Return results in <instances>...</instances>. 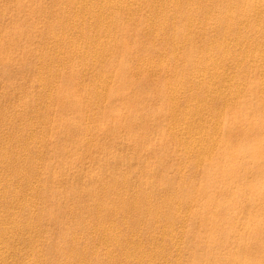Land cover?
Wrapping results in <instances>:
<instances>
[{
  "label": "rangeland",
  "instance_id": "obj_1",
  "mask_svg": "<svg viewBox=\"0 0 264 264\" xmlns=\"http://www.w3.org/2000/svg\"><path fill=\"white\" fill-rule=\"evenodd\" d=\"M248 1H249V3H248ZM37 2L38 3L41 2L44 6L53 5L52 0H38ZM37 2L35 3L34 0H0V31H1L0 32V94H2V95H0V99H1L0 104L2 105V106L0 105V113H1L0 114L1 115L0 120L3 119L2 120L3 122L2 121L0 122V125H1L0 131H2L0 133L4 132L3 135L2 134L0 135V149H1L0 150V156H1L0 158L2 159L0 161V194H1V196H0V203H1L0 204V232H1L0 235L3 234L2 236H4L6 234V236L8 235L7 237H10V235H11V238L12 239L14 238V240L17 237L16 238L17 242L11 241L12 243L10 242L11 243L10 245L16 246L18 244L17 247H15V246L11 247L9 244L7 245V243H3V241L2 242L0 241V249H2L3 251H7L9 254H11L10 255L11 258L13 257L11 259L12 261L10 260L9 262H7V264L8 263L9 264H25L27 258L28 259L30 258L33 260L34 256H35V259L38 258L37 260L40 261L39 264H42V262H46V264H52V263L56 264V262H57V264H67L68 256L71 254L72 250L69 249V252H68L65 249H67V247H68L67 242L71 241V239H72L73 235L70 236L72 232H73V234H74V232H76L77 237H78V244L80 245V243H81L80 246L82 248H84L86 246L90 247L89 251L87 250V254H89V252H90V254L86 255L84 261L82 262L85 264L87 262L89 263L91 261L92 262L97 261L100 257H105V256L110 255V254H112V257L114 259H117V257L119 256L118 257L119 260L117 259L118 263L119 262L123 263L126 261L125 262V264H126L127 263V259H126L127 255L124 252L125 250L122 251L116 246L117 243H120L122 240H123V242L125 241V245H127L128 249L130 248L129 249L130 253H132L134 251L132 253L134 255L135 254L136 255L138 254V256L142 255V254L144 255V253H143L144 250H145V254H149V253L151 254L150 250L152 249V256H153L152 259H153L155 254L158 253V255L156 254L155 259H153V262H152L153 264H155V263L157 264L158 262H159L158 264H160V263L161 264H165V263L166 264H174V263L175 264H192L193 262H195V264H208V259L206 258L207 254L204 252L203 246L199 245V243L197 241L198 237L194 235V234H197V232L199 231L200 223L193 218L192 213L197 209H200V210L203 209L204 201L208 199V196H211L212 192H210L208 190L206 192L202 191L199 193H197V191L190 192V190L187 187V182H189V184L196 185L197 188L202 187V182H203V178H204L203 177V174H204L203 171L207 167L208 163L202 161L199 165V163L198 164L196 163V161H197V156H195L196 154L189 156V155H186L185 153H183L186 149L184 147L187 146V144L189 143L188 142L189 138L182 139L181 142H180V140H176L174 137L171 138L172 134H174V132H172V131L176 132V130H177V129L176 130L174 129L177 127V125L180 128H182L183 126L185 127V124H184L185 122L182 123L184 121L182 119V116H183V113L185 112V110L186 109L188 110V108L191 105V104H188V101H187L188 95L195 94L196 92L199 91V89H198L199 87H196L192 83L190 84V81L188 80V78L185 79L183 77V74H182L183 71H181V70H184L185 73H191L194 71L195 67H193V65H191V66L186 68L185 66L182 65V66H179L176 71H174V69H173V70H170L169 72H166V73L160 72L161 69L159 66H156V67L154 66L155 68L152 67L150 69V71L148 69L144 68L146 62L152 61V60H153L152 62L156 63L157 65H160V64L171 65V64H173L174 66H176L174 64L175 62L173 60H167L168 57H166V58L164 57V54L169 50L168 44H161L160 42H157V37L155 36V43H154V45H152L153 36H149V35L146 36L145 35V37H144V35L143 36L139 35V33L142 34V33L148 32V30H150L149 28L152 26H155L154 31L156 32V26H158L159 22L162 21L165 18V16H163L162 14L157 15V16H156V14L153 15V12L151 11V9L148 8L147 10H139L138 14L135 15V19L137 20V23H133L130 20V18L132 16L128 15L129 13H127V14L121 13L122 16H120L118 18V19H121V21L119 20L118 22H113V18H111V15H114V14H111V12L108 11L109 16H107L106 18H107V21H109V23H107V24H110V25H108L109 29H111V31L109 33L112 34V32L114 31V33H113L114 35L112 34L110 40L112 38L114 39V37H116V38L120 39V44H117V45H113V44L110 45L109 44V45H105V47H103V46H100V44L98 45L96 41H92V39H90V34L92 36H94L93 34H95V36H98L97 37L99 39L98 42H100V41L106 42L107 40L104 41V39H108L110 37V36H106L109 34L105 33L106 30L102 29L103 27H100V28L97 27V24H96L97 21L94 20L95 18L88 16L86 19H84V22H83V19L80 18V24H82L84 29H86V31L89 32V33L87 32L88 34L86 33V31L82 32L80 30V28L82 27L81 25H80V27H77V28L75 26H72V24L67 25V27H60L59 25H56L55 27H51L50 21H56V19H55L56 15H54V14H57L58 16L59 15L61 16L63 14L65 15L66 13L70 14L71 13L70 10H67V12L65 10H52L49 14V12L45 13L42 10H39L37 12H33V10H26V8L24 9L20 6V4L25 3V4H27V6L33 5L36 7L39 5ZM258 2H264V0H258V1L254 0V2H253V0H242V4L244 6L249 5V4L250 5L256 4ZM31 3H33V4H31ZM217 10H220V8H217ZM40 11H41V13H40ZM232 11H233L232 12V18H236L238 15V12L235 10H232ZM170 12H173V11H170ZM118 13H120V12H118ZM217 13L218 12L212 13L210 15V17H216L218 15ZM169 14H168V17H170ZM151 16H152L153 20L155 21V23L152 24V26H149V24H151V23L148 21V17H151ZM158 18H159V21H158ZM261 19H262L261 24H259V23L257 24V22H256V24L252 23L248 27L245 26L241 30L242 33L240 32L241 35H239L238 32L232 33L233 39L230 41V43H231L230 50L232 52V59H227V60L223 59V58H225V56L223 54L220 55L217 48H215L211 52L209 51L207 54H201V53L200 54L199 53L194 54V56L204 57V58H205V56H206V58L209 57L211 54V56H210L211 59H209V60L217 59V60L223 61L224 65L226 64L223 68H225L226 70L222 68L220 70H217V72H216L214 69H213L214 71L211 69L210 70L211 73L210 72L209 73L212 75H217L218 73H220V71H223L224 74L229 75V81L232 82V88H230V85H226V88H225V85L222 83V81L218 82L219 85H221L218 87H222L223 90H226L228 93H230L232 95L231 105L227 106V108L223 107L224 108L223 109L222 108L223 104H222L221 100H219L218 98L216 99V97H213L212 99H210L211 101H209V109H207L204 113L205 117H206V119L204 121V125L206 126L205 128H207V127L208 128L206 129L205 133L201 132L200 135L203 134L201 136H203V137L210 136V137H213V139L218 140L219 143L215 142L214 145L213 144L211 145L213 148H211L210 150H212L213 154L217 153L218 151L224 150L226 148V146H224L223 144L226 141V139H228V137L231 135L232 136V146L230 145V147H231L230 150L233 153V155L238 157V159H235V161L232 160V167L243 166V167H246V169H249L251 171L253 169L259 170L258 168L261 166L260 164H262V162H264V135H263V137H259V138L255 137V135L252 134V132H251V129L253 127H244V129H237V130H235L232 127V132L230 133L229 130L226 129L225 126H223L221 122H220L221 125L218 124L220 126L219 127L216 124L214 118L219 116V115H220L219 118L220 117H222V119L228 118L229 120L232 121V126H235V125L243 126V124L245 123V122H243L245 117H246V119L249 120L248 124L249 123L250 124L264 123V63H263L264 62V58H263L264 57V55H263L264 54V48H263L264 47V17H262ZM81 21H82V23H81ZM87 23L88 24L90 23V24L88 25ZM145 23H146V26H145ZM94 25H95V27H94ZM127 25H130V26H127ZM91 26H93V27H91ZM49 27H51V28H49ZM130 27H131V29H130ZM246 27H247V29H246ZM43 28H44V30H43ZM94 28H96V29H94ZM61 29L65 30V31L62 30L63 34H62ZM75 30H78V31H75ZM43 31H45V32H43ZM47 31H48V33H47ZM168 31L172 32V27L170 29H168ZM203 31H202L203 33L206 32L205 30H203ZM209 31H210V33L212 32L209 35V37H211V38H215L216 35H218L220 33V32H218V31H220L219 27L218 26L216 27V25L213 28H210ZM57 32L59 33V35H62V37L65 35H67V36L70 35L71 37L70 36L69 37H70V40H72L71 41L72 43L69 40L68 41H60V43L59 42L56 43V41L53 40L52 36H53V34H57ZM91 32H93V33H91ZM96 32L98 34H96ZM102 32H104V35ZM79 33L81 36L79 35ZM213 33H214V35H213L214 37H212ZM85 34H87L86 38L84 36ZM198 36H200V35H198ZM202 36H201L202 39L199 37L197 40H199V42L203 44L202 41L205 40L206 37H204V34H202ZM78 37L80 39H78ZM81 38H82V40H81ZM84 38H85L86 42H88V43H85ZM87 39H88V41H87ZM248 39H250V40L248 41ZM76 40H77V42H76ZM40 41H41V43H40ZM122 41L127 42L131 48V53L127 58L128 60L122 58V46H123L121 44ZM85 44H86L87 48L84 47ZM94 44H95V46H93ZM138 45H140V46H138ZM150 45L153 47H156L155 51H150L147 48ZM102 47H103L104 51L102 50ZM141 47H143V48L140 49ZM62 49L64 50V53H63ZM81 49L84 50L83 54H81L82 52L81 53L79 52ZM51 50L52 51L54 50L53 53ZM60 50H61V52H60ZM92 50L97 51V52L95 51L96 52V54H95L96 58L94 55L95 52ZM144 50H146V51L144 52ZM72 51L73 52L75 51V52L73 53ZM98 51H100V52H98ZM101 51H103L104 53ZM159 52L161 54L163 52L162 56H161V54H159ZM102 53H103V55H102L103 57L101 56ZM40 54H41V56H40ZM261 54L263 55L262 58H261V56H262ZM158 55H159V57H158ZM98 56L100 58H98ZM36 57H37V60H36ZM69 57L71 60L69 59ZM129 57H130V59H129ZM77 58H80V59H77ZM238 58H239V61H238ZM93 59H95L94 62H93ZM155 59H156V62H155ZM160 59H161V63H160V61H158ZM100 60L103 62H101ZM229 60H231V61H229ZM38 61L40 63H38ZM43 61L44 62L48 61L47 65H44ZM50 61H52V62H50ZM124 61H127L129 63V65H131L130 66V68H131L130 77L128 76V74H127V76H122L120 73L121 72L120 67ZM142 61H143V63H142ZM210 62L212 63V61H210ZM49 63H52L50 67H49V65H50ZM228 63H230V64H228ZM94 67H95V69H94ZM82 68H83V70H81ZM185 68L187 70H185ZM39 69H40V71H39ZM44 70H45V72H44ZM154 70H155V73H154ZM91 71H93V72H91ZM65 73H66V75H64ZM81 73H82V75H81ZM90 73H91V75H90ZM100 73L102 74V77H101ZM39 74H41L42 76ZM99 74H100V76H99ZM106 74L107 75L110 74L111 78L108 77ZM111 74H112V76H111ZM64 76L71 79V81L74 83L75 89L77 90L78 94H76V95L78 98H80V100L82 102V106L78 109L74 108V104L72 103L71 99H69V98H68L69 100H67L63 103H57V100L55 99L54 93L57 92V90L62 87V81L65 79ZM95 76L99 77L98 78L99 80L97 78H95ZM37 77H39V78H37ZM180 77H181V79L179 80ZM46 78H47V80H46ZM100 78L102 81L100 80ZM39 79H40V82H39ZM96 79L99 81V83L96 81ZM42 81H44V83H42ZM169 81H171V82H169ZM236 81H238V82H236ZM27 82H28V84H27ZM38 82H39V84H38ZM49 82L51 84H48ZM185 82H186V84H185ZM40 83H41V85H40ZM106 84L108 85V87H107V89H104V88H106L105 86H107ZM166 84H171L170 89L172 91L171 90L169 91L168 86L166 87L165 91L167 92L168 95L171 93V94H173L172 96L176 97L178 105H181V106L183 105V107H185V108H186V106H185L186 104H187V106L189 105V107H187L186 109L185 108L181 109L182 112L180 110L177 111L173 107L172 110L175 109L174 111L176 112V115H177L176 118L177 119L174 118L173 116H171L172 110H171V112H169L171 115L168 113H161V110L163 109V107H165L166 104L164 103L162 96L156 95V91L160 87L165 88ZM34 85H35V87H33ZM42 85H43V87H42ZM102 85H104V88L101 87ZM189 85H191L190 86L191 88L187 89L189 87ZM49 86H51V89ZM88 86H89V88H88ZM99 87H100L101 92H100L99 96H95L96 95V94H94V92L96 91L95 88L99 89ZM173 87H175L177 90L173 89ZM235 87H237V88H235ZM141 88L144 89L146 92H148L146 97H143L139 94L138 89L141 90ZM35 89L36 90L38 89L37 93H36ZM39 89L42 91L40 92ZM195 89H196V91H195ZM236 89H238V90H236ZM21 90H23V91H21ZM88 91L90 93L87 94ZM47 92H49V93L52 92V96H50L48 93V95H49V97H48V95H46ZM10 95H11V97H10ZM104 95H105V98H103ZM176 95H178V96H176ZM38 96H40V97H38ZM179 96H182V97H179ZM5 97H6V99H5ZM28 97H29V99H28ZM3 98H4V100H3ZM35 98H37V99L35 100ZM10 100H11V102H10ZM47 100H48V102H47ZM96 100H98V101H96ZM28 101H30V102H28ZM177 102H176V104H177ZM10 104H12V105H10ZM216 105L221 106L220 107V108H222L221 112H223V113L220 114V110H219L220 108L218 109L219 111L213 109V108H216L215 107ZM25 106L27 108L29 107L28 109H30L32 112L30 110L28 111L29 113L24 112L25 108H26ZM128 106H136L137 112L139 115L141 113V114H143V116L145 115L146 117L149 118L147 121L148 122L147 126L143 125V121L141 119H138L135 122L130 120V117L132 115H134L133 113L135 111L128 108ZM22 107H24V108L21 109ZM168 107L170 108L171 106H168ZM6 109H7V111H6ZM4 110H5V112H4ZM40 111H41V113H40ZM61 112H63V113H61ZM109 112H112V113L110 114ZM22 113L23 114L25 113V115L18 116L19 114H22ZM46 113H47V115H46ZM52 113H53V115H52ZM113 113H115V115L119 117L120 121L117 124L113 123V125H112L110 123V118H112L111 116ZM211 113H212V115H211ZM44 115L49 116L50 121L52 122L53 125L54 124H56V125L61 124V126H63V125H65L64 122H66L68 119L67 125L64 127H60V129L53 127V125L52 126L44 125V123L42 121L46 118ZM22 116L23 117L25 116V118H22ZM29 116H30V118H29ZM85 117H86V119H85ZM62 118H64V119H62ZM34 120H35V123H33ZM206 120H208V121H206ZM176 121H178V122H176ZM21 122H23V123H21ZM86 122H87V124H86ZM171 122L175 125H173ZM8 123H9V125H8ZM19 123H20V125H19ZM2 125H4L3 126L4 128H2ZM70 125H72V126H70ZM86 125H87V127H86ZM198 125H199V127L194 128V130H196L197 132H200L199 130H200L201 126H200V124H198ZM168 126H171V127L168 128ZM214 126L216 127L215 128L216 131H217V129L219 131H217V132L215 131V133H214V130H215ZM39 129H40V131H39ZM5 131L7 134L5 133ZM15 131H16V133H18V131H19V133H21V134L18 133L19 134L18 135L15 133ZM26 131L32 132V134L34 136V140H35L33 143H30L29 146H27V147L21 143L22 134L25 135V133H27ZM244 131H248V134L249 133L250 134L246 135L243 133ZM209 132H210V134H209ZM194 133H195V131H194ZM204 134H206V135H204ZM215 134H216V136H215ZM6 135L8 137V142L6 141L7 140V138L5 137ZM15 135H17V136H15ZM200 135H198V136H200ZM40 136H42V137H40ZM142 136H143V138H142ZM2 137H3V140L1 139ZM39 137H40V139H39ZM38 139L40 142H38ZM82 139L84 141H86L82 145H79V144L74 142V140H82ZM213 141H215V140H213ZM3 142H5V144ZM186 142H188V143H186ZM185 143H186V145H185ZM3 144L6 145V147ZM7 144H8V146H7ZM39 145H40V147H39ZM176 146H178V147H176ZM10 147L13 148L15 151L17 150V152L11 151ZM34 147H36V148H34ZM38 147H39V149H38ZM176 148L178 150H176ZM3 149L4 150L6 149V150L4 151ZM36 149H38V150H36ZM61 149H63L66 152L65 156L63 155ZM20 151L23 153V155ZM6 152H8V156H10L12 158V160L16 159L14 161L18 162L17 165L19 164L18 165L19 168H21L22 165L24 166V167H22L23 170L21 169V171H20L23 173H21V174H18L15 172H13V173L10 172V174L8 173L9 171H8V168H6V167H8L6 162H8L9 157H4V155H3ZM14 152H15V154H14ZM24 152H26V153L24 154ZM70 152L76 153V155H75L76 159H74V157L72 160L69 159ZM176 152H177V154H176ZM29 154L32 155V158L29 157L30 159L29 158L27 159V155H29ZM37 154H40V156L38 155L39 159L37 157ZM12 155H14V156H12ZM24 155H25V157H24ZM186 156H188V157L184 158ZM2 157L4 158V160ZM14 157H16V158H14ZM18 157L20 159L22 158L23 160L22 159L20 160ZM126 157H128V158H126ZM172 157H173V159H172ZM18 159H19V161H18ZM5 160H7V161H5ZM23 161H24V164H22ZM126 161H127V163H126ZM32 162H34V164ZM1 164L5 167V169L3 168V166ZM29 164H31V165L33 164V166H31V168H34V170L36 171L35 172L36 175L34 174L30 177L29 176L25 177V174L27 172L26 171L27 165H29ZM140 165H142V166H140ZM29 166H28V168H30ZM181 166L182 167L184 166V167L182 168ZM4 170H5V172H3ZM150 170H151V172H150ZM238 170H233V172H245L242 169H240L239 171ZM109 171H111V172L109 173ZM143 171H144V173H142ZM127 172H129V174H127ZM140 172H141V174H140ZM254 172H257V171H254ZM107 173H108V175H107ZM23 174H24V176H23ZM148 174H149V176H148ZM251 174L252 173H248L242 177V173H241L240 180L236 181L232 184V200L225 201V198H223L222 196H219V194H217V192H216V195H214L218 202H221V203L227 202V203H230V205L232 206V231H233L232 232L233 233L232 262L236 261V260H238V262H239V259H242V260L249 259L251 261L252 259H255L257 257L264 259V256H258V253L255 252L256 250L253 249L252 251H249V252L244 251L241 249V247L238 244H236V241L239 240L240 238H243L244 236L246 237V239H245L246 244H251L252 242L256 243V241H257L258 237L253 238L254 236H257V235H255L253 232H250L251 230L247 229L245 227L244 223L257 222V224L258 223L260 225L262 224V226L264 228V199L262 201H256L257 204H254L255 209L253 210V215H251V214H249L251 210H249L248 208L246 209L245 201L242 202V200H238V198H237V195L242 194V192H243L242 185H244V184L247 185V188L249 187L248 189H249L250 194H257V195L261 196L260 198L264 197V185H263L264 179L259 177L258 174H255V173H253L252 175ZM4 175H6V176H4ZM19 175H20V178H19ZM73 175H75V176H73ZM104 176H107V177L105 178ZM15 177L17 179H15ZM130 177L132 179V182L130 181ZM23 179L25 180V183H22L24 181ZM28 179H30V180L28 181ZM33 179H35L36 182H34ZM92 179H94L96 182L92 183L93 182V181H91ZM103 179H104V183H103ZM41 180L42 181H46V180L53 181V182L49 183L50 185H48V188L49 189L51 188L50 189L51 193H49L50 194L49 199H47L43 194L42 195L39 194L38 192L36 195V191H34V187H36V188H39L40 186L42 188L46 187L47 183L45 184ZM26 181L29 183H26ZM106 181H107V183H106ZM10 182H11V184H10ZM13 182H14V185H13ZM18 182L20 183L19 186L17 185V184H19ZM135 182H137V183H135ZM30 183L31 184L33 183V184L31 185ZM39 183L42 185H40ZM148 183H150V184H148ZM7 184H8V186H7ZM26 184L27 185L29 184V185L26 186ZM62 184H63V186H62ZM15 185L18 186V188H16ZM24 185L26 186V188H24L25 187ZM30 185L33 187L32 188L29 187ZM43 185H45V186H43ZM4 186H6V188ZM119 186H121V187H119ZM162 186H164V187L162 188ZM250 187H253V188L250 189ZM29 188H30V190H29ZM70 188H75V190H77V188H78L76 193L73 195L74 197L70 196V192H69ZM118 188H119L120 192L118 191ZM2 189H4L6 196L4 195V192H2L3 191ZM11 189L13 191L17 189L18 192H16V191L12 192ZM105 189H110L112 191L106 193ZM168 189H171V190H168ZM25 190L28 191L27 194L23 193ZM83 190H84V192H83ZM78 191H79V193H78ZM137 191L138 192L139 191L145 192V193H148L151 195V198L153 199V201L146 203V204H150V205L151 204L152 205L160 204L161 198L163 197L161 195L162 193H163V195H165V194H169V193L171 194L173 191H178L179 192V197L177 198L178 202L176 201V203H175L177 206L176 213L177 212L178 213L180 212L181 214L184 213V216L190 215V218H188L185 221L186 223L185 222L182 223L179 221V223L176 224L174 229L175 230L177 229V230L176 231L174 230V232L177 233L179 238H177V236H175L173 238L174 239L173 240L172 237H164V236L158 235L157 230L163 229L165 227V224L167 223L166 221H162L160 219L159 220L160 222L157 221V223L154 224V226H156V227L153 226L152 227L153 229L152 228L149 229L147 224H148V222L152 221L151 218L154 216V213H147L143 216H139L136 213H133V214L130 213L131 215L128 214L129 215L128 216L127 214L125 215L124 212H122V211L117 212L116 215H115V213H113L112 216L110 217V219L112 218V222H114L115 224L112 222L109 224V222L107 223L106 220H105V222L107 223V225H110V227L108 226L107 229L117 232L116 234H117V237L119 239L118 240L117 239L116 240L110 239V240H112L111 242L109 241V243H111L110 245L108 244V242H105L107 245H109L108 249H107L106 244L104 242L103 243L100 242V240H99L100 237H98L99 236L98 232L95 230L96 231L95 233L89 234L88 229H87V228L98 229L99 226L101 228L104 225L103 223H100L98 218H103L104 216H107L106 215L107 212H105L101 206L98 207L97 204L100 202L103 205L104 204L110 205V204L114 203V201H116L117 199L123 198V196H124V199L135 196V194L138 193ZM152 191H153V193H152ZM11 192L13 194H15V196ZM19 192H20L21 196L23 197V198H21L22 201L20 200L21 202L18 203V204H20L19 210H18V208L16 209L17 203L16 204L13 203L15 206L12 204V202L9 203L11 206L13 205L11 207V209L13 211H15V213H14L10 209V205H8V201L12 200L13 197H16ZM114 192H115V194H114ZM134 192H135V194H134ZM8 193H11V195H13V197L10 194L8 196L7 195ZM22 193H23V195H22ZM188 194H191L192 195L191 197H193V195L196 196V194H198V198H199L198 200L199 201L197 200L198 202H196L194 204L190 202V205H189V203H186V202H188ZM26 195H27V197H26ZM31 195H33V196L31 197ZM79 195H80V197H79ZM154 195H156V196H154ZM2 196H3V198H2ZM39 196H40V198H42V196H43V198L46 201L44 199L43 200L40 199ZM68 198H69V200H68ZM70 198H71V200H70ZM212 198H213V195H212ZM82 199L85 200V203L82 201ZM41 200L44 201V204L42 203ZM99 200H101V201H99ZM5 202H7V203H5ZM30 202H32L31 204L33 206L30 205ZM138 203L141 205L145 204L143 202V200H140V199L138 200ZM169 203L170 202L163 203L162 206L164 205L163 207L165 209H170V207L172 205ZM3 204H5V205H3ZM22 204H23V208L21 206ZM34 205H36L35 210L33 209L35 207ZM30 206H32L31 211H34L33 214H30L29 213L30 211H28V210H30ZM80 206L81 207L87 206L88 210L83 211V209ZM178 206H180V207H178ZM37 207H39V208H37ZM43 207H45L44 208L45 210L43 209ZM69 207H71V209H69ZM88 207H90V208H88ZM20 208L22 209L21 211H20ZM27 208H29V209H27ZM6 210H8V211H6ZM10 210L12 211L11 213H10ZM39 210H40V212H39ZM88 211H89L90 215L87 214ZM5 212H7V213H5ZM75 212H76V214H75ZM101 212H102V216H101ZM8 213H10L12 215V217ZM12 213H14V214H12ZM7 214L10 215V217L12 218L11 220H8L9 216ZM17 214H19V215L17 216ZM34 214H35L36 218H34ZM36 214L38 217L36 216ZM13 215H14V217L15 216L16 217L14 218ZM41 215L43 217H41ZM98 215H99V217H97ZM19 216H21V217H19ZM23 216L28 217V218H25ZM133 216H134V218H133ZM6 217H8V218H6ZM17 217H19L18 220H15V219H17ZM29 217H32L33 219L32 218L29 219ZM57 217H59V219L61 221H59L57 219ZM78 217H79V219H78ZM85 217H87V219ZM121 217L123 219H121ZM23 218H24V220H23ZM113 218L115 219V221ZM145 218H147V219H145ZM89 219H90V221H89ZM92 219H94V220L92 221ZM21 220L24 222H22ZM137 220H140L142 222L136 223ZM120 221H122V222H120ZM134 221H135V223H134ZM1 222H3V223L1 224ZM14 222L17 223V225L19 227L21 226V229H19V232H16L18 226ZM81 222H84L85 225H87V224L88 225L86 227H84L83 230L78 231L79 229L77 226ZM124 222H125V224H124ZM176 222H178V220ZM11 223H13L15 225H13ZM27 223L30 225H28ZM163 223H164V225H163ZM26 224L28 226H24ZM38 224L40 227H38ZM117 224H119V226H117ZM45 225H47V226L49 225V226L48 227L46 226V228H45ZM177 225H178V227H177ZM12 226H14L13 228L15 230L12 228ZM33 226H36V227H33ZM69 226H70V228H69ZM122 226H123V228H121ZM162 226H163V228H162ZM24 227H26V228H24ZM42 227H43V229H42L43 231L41 230ZM58 227H59V229H58ZM62 227H64V228H62ZM76 227H77V230L75 229ZM138 227H139V229H138ZM183 227H185V230H187L188 233L185 235L179 236V231H180V229L182 230ZM35 228H36V230H34ZM12 229H13L14 233H12V231H11ZM27 229H28V231H30L32 229L31 230L32 234L30 232H28L30 234H28V233L26 234L25 232ZM37 229H38V231H37ZM22 230H24V231H22ZM46 230H47V232H46ZM2 231H3V233H2ZM33 231H35V232H33ZM131 231H133V232H131ZM4 232H5V234H4ZM36 232L39 235V237H38V235H36V237H35ZM124 232H126V234ZM145 232H146V234H145ZM17 233L19 234L20 239L18 238ZM66 233H67V235H66ZM120 233H122V234H120ZM132 233L134 234V236H132ZM20 234L24 237H21ZM49 234H50V236H49ZM79 234H80V236H78ZM31 235H32V237H31ZM40 235L41 236L43 235V236L41 237ZM47 237L50 240L49 242H48ZM68 237H69V239H68ZM126 237H128L127 241H126ZM131 237H132V239H131ZM140 237H142V239H143L142 241H140ZM151 237H152V239H151ZM180 237H182L183 240ZM261 237H262V240L264 241V233H262ZM42 238L46 239V241L43 240ZM90 238H91V240H90ZM133 238H135V240H133ZM156 238H158V239L156 240ZM166 238H167V240H166ZM22 239L23 240L26 239V240L23 242ZM32 239L34 240V242ZM136 239L138 242L136 241ZM18 240L20 241V243ZM40 240H42V241H40ZM67 240H69V241H67ZM131 240H133V242ZM153 240H156V241L153 242ZM83 241L84 242L86 241V242L84 243ZM96 241L99 242V245H97L98 242H96ZM46 242H48L50 244H47ZM129 242L131 244L132 243L133 244L131 245V244H129ZM150 242H151V244H150ZM22 243L24 245H22ZM175 243H179L181 245L179 248H182V249L181 250L177 249V252H176V250L172 248L173 244H175ZM52 244H53V246L57 245V247H55V246L52 247ZM90 244L92 246H90ZM137 244L139 246H141L140 249L138 248ZM147 244H149V245H147ZM153 244H155L156 246ZM162 244H165L164 247H162L163 246ZM186 244H188V245H186ZM25 245L26 246L30 245L31 247L36 246V248L30 247V248L26 249L27 247ZM130 245H131V247H130ZM169 245L170 246L172 245L171 248ZM234 245H235V247H234ZM6 246H7V248H6ZM96 246H97V249L95 248ZM159 246H161V247H159ZM13 247L16 249L17 253H15L16 251L14 250ZM21 247H22V249H21ZM39 247H41V249H43V248L44 249L38 250ZM17 248H18V250H17ZM60 248H62L63 252L61 251ZM115 248H116V250H115ZM132 248H134V249L131 250ZM32 249H33V252L30 251ZM45 249H47V250H45ZM142 249H144V250L142 251ZM154 249H155V251H154ZM160 249H162V250H160ZM166 249L168 252L166 251ZM170 249H171V251H170ZM27 250H29L30 252L28 253ZM138 250H140L139 252L141 254L138 253ZM172 250H174V251H172ZM65 251L68 254L65 253ZM162 251H163V254H165V255H163L161 253ZM94 252H96V253H94ZM108 252L109 253L113 252V253L109 254ZM119 252H121V253H119ZM153 252H155V254ZM31 253L33 255H31ZM102 253H104V254H102ZM177 253L179 255H175ZM211 253H214L215 255L218 254L221 256H226L228 254V252L221 249L219 246L214 247L213 252L211 251ZM180 254H181V256H180ZM29 255L31 257L32 256L33 257L31 258ZM52 256L55 258H53ZM24 257L26 258L25 260H24ZM62 257H63V260H62ZM165 257H166V261L164 259ZM173 257H176L178 260L176 258H173ZM198 257H199V259H198ZM18 258H20V259H18ZM65 258H66V260H65ZM48 259H50L51 261ZM160 259H161V261H160ZM17 260H19V261L24 260V262L20 261L21 262L20 263ZM45 260H47V261H45ZM52 260H54V261H52ZM167 261H168V263H167ZM149 262L146 261L147 264ZM182 262H184V263H182ZM1 263L5 264L3 261H1L0 264ZM152 263H150V264H152ZM37 264H38V262H37ZM68 264H75V261H72ZM89 264H91V263H89ZM108 264H110V263H108ZM129 264H133V263L130 262Z\"/></svg>",
  "mask_w": 264,
  "mask_h": 264
},
{
  "label": "bare ground",
  "instance_id": "obj_2",
  "mask_svg": "<svg viewBox=\"0 0 264 264\" xmlns=\"http://www.w3.org/2000/svg\"><path fill=\"white\" fill-rule=\"evenodd\" d=\"M35 1V3L38 1V0H34ZM258 1V0H257ZM245 2V1H244ZM253 2H254V0H253ZM38 3V2H37ZM248 3H249V1H248ZM259 3V4H258ZM258 3H256V4H249V5H243L242 4V0H52V4L53 5H51V6H44L41 2H39L38 4V6H33V5H31V6H27V4H20V6L22 7V8H26V10H33V12H37V11H39V10H42V11H44L45 13H48L49 12V14H50V12L52 11V10H65L66 12H67V10H70V14H63V15H57V14H54V15H56V21H50V26L51 27H55L56 25H59L60 27H67V25H70V24H72V26H75L76 28L77 27H80V25L82 26V24H80V18L81 19H83V22H84V19H86L88 16L89 17H93V18H95L94 20L95 21H97V27H103L102 29H105L106 31H105V33L106 34H109V35H106V36H110L108 39H104V41L105 40H107L106 42H98V36H95V34H93L94 36H92L91 34H90V39H92V41H96L97 42V44L99 45L100 44V46H103V47H105V45H111V44H113V45H117V44H120V39H118V38H116V37H114V39L112 38L111 40H110V38H111V36H112V34L114 33V31L112 32V34H110L109 32L111 31V29H109V27H108V25H110V24H107V23H109V21H107V16H109L108 15V11H110L111 12V14H114V15H111V18H113V22H118L119 20L121 21V19H118L120 16H122L121 15V13H129L128 15H130V16H132L131 18H130V20L133 22V23H137V20L135 19V15L136 14H138V12H139V10H147L148 8H150L151 9V11L153 12V15H155L156 14V16L157 15H160V14H162L163 16H165V18L162 20V21H160L159 22V24H158V26H156V32L154 31V27L155 26H152V24H154L155 23V21L153 20V18H152V16L151 17H148V21L151 23V24H149V26H152V27H150L149 29L150 30H148V32H146V33H139V35L141 36H143L144 35V37H145V35L147 36V35H149V36H153V43H152V45H154V43H155V36L157 37V42H160L161 44H168V51L164 54V57L166 58V57H168L167 58V60H173L175 63V65L176 66H174L173 64H171V65H169V64H160V65H157L156 63H154V62H152V61H148V62H146V64H145V66H144V68L145 69H148L149 71H150V69L152 68V67H156V66H159L160 67V72H163V73H166V72H169L170 70H173L174 69V71H176L177 69H178V67L179 66H185L186 68L187 67H189V66H191V65H193V67H195L194 68V71L193 72H191V73H185V71L184 70H181V71H183L182 72V74H183V77L185 78V79H187L188 78V80L190 81V84L192 83L193 85H195L196 87H199L198 89H199V91L198 92H196L195 94H190V95H188V98H187V101H188V104H191L190 105V107H189V105L187 106V104L185 105L186 106V108L187 107H189L188 108V110L185 108V107H183V105L181 106V105H178V102H177V99H176V97H174V96H172L173 94H167V92L165 91V89H166V87L168 86V89H169V91L171 90L170 89V87H171V84H166L165 85V88H159L157 91H156V95H158V96H162L163 97V101H164V103L166 104L165 105V107H163V109L161 110V113H168V114H170L169 112H171V110L173 109V107L177 110V111H181L182 112V110L181 109H183V108H185L186 110H185V112L183 113V116H182V119L184 120H182L183 122L182 123H184L185 124V127L183 126L182 128H180L178 125H177V127L176 128H174L175 130H176V132L175 131H172V132H174V134H172V136H171V138L172 137H174L176 140H180V142L182 141V139H187V138H189V143L188 142H186V143H188L187 144V146H185L184 148H186L185 149V151L183 152V153H185L186 155H195V156H197V161H196V163L198 164L199 163V165H200V163L203 161V162H206V163H208V165H207V167L204 169V171H203V182H202V187H200V188H197L196 187V185H193V184H189V182H187V187H188V189L190 190V192H195V191H197V193H199V192H202V191H204V192H206L207 190L208 191H210V192H212L211 193V196H208V199L207 200H205L204 201V203H203V209H197V210H195L193 213H192V216H193V218L196 220V221H198L199 223H200V226H199V231L197 232V234H194L195 236H197L198 237V243H199V245L200 246H203V250H204V252L207 254V256H206V258L208 259V264H264V259H261V258H255V259H252L251 261L249 260V259H246V260H242V259H239V262H238V260H236V261H233L232 262V239H233V231H232V206L230 205V203H227V202H224V203H221V202H218L217 200H216V198H215V196L214 195H216V192H217V194H219V196H222L223 198H225V201H229V200H232V184L234 183V182H236V181H239L240 180V177H241V173H242V177L245 175V174H248V173H255V174H258V176L259 177H261V178H263L264 179V162H262V164H260L261 166L258 168L259 170H249V169H246V167H243V166H240V167H237V166H235V167H232V160H234L235 161V159H238V157L237 156H235V155H233V153L231 152V150H230V145L232 146V136L230 135L229 137H228V139H226V141L224 142V146H226V148L224 149V150H221V151H218L217 153H212V150H210L211 148H213L211 145L213 144H215V142H217V143H219L218 142V140L217 139H213V137H210V136H206V137H203V136H201V135H203V134H201L200 135V133L202 132V133H205L206 132V129L208 128H205L206 126L204 125V121H205V119H206V117H205V111L207 110V109H209V101H211L210 99H212L213 97H216V99L218 98L219 100H221L222 101V104H223V106H222V108L224 107V108H227V106H230L231 105V102H232V95L230 94V93H228L226 90H223L222 89V87H218V86H221V85H219V81H222V83L225 85V88H226V85H230V88H232V82H230L229 81V75H226V74H224V72L223 71H220V73H216L217 72V70H220V69H222L225 65H224V62L223 61H220V60H217V59H215V60H209V59H211V54H210V56L209 57H207L206 58V56H205V58L204 57H197V56H194V54H196V53H201V54H207L209 51L211 52L212 50H214L215 48H217V50L219 51V53H220V55H224L225 56V58H223V59H232V52H231V50H230V46H231V43H230V41L233 39L232 38V33L233 32H235V33H239V35H241V30L245 27V26H249L250 24H252V23H255L256 24V22H257V24L259 23V24H261V18L262 17H264V2H258ZM31 4H33V3H31ZM55 8V9H54ZM217 8H220V10H217ZM232 10H235V11H237L238 12V15H237V17L236 18H232ZM149 11V10H148ZM147 11V12H148ZM170 11H173V12H170ZM118 12H120V13H118ZM145 12V11H144ZM214 12H218L217 14V16L216 17H210V15L212 14V13H214ZM40 13H41V11H40ZM39 13V14H40ZM64 13V12H63ZM171 15H170V14ZM34 14V13H33ZM168 14H169V16L170 17H168ZM234 14V13H233ZM41 15V14H40ZM48 15V14H47ZM125 15V14H124ZM45 16V15H44ZM43 16V17H44ZM52 16V15H51ZM150 16V15H149ZM47 17V16H46ZM53 17V16H52ZM126 17V16H125ZM234 17V16H233ZM143 18V17H142ZM145 18V17H144ZM156 19V18H155ZM49 20V19H48ZM47 20V21H48ZM89 20V19H88ZM87 20V21H88ZM110 20V19H109ZM144 20V19H143ZM147 20V19H146ZM211 20V21H210ZM107 21V22H106ZM124 21V20H123ZM158 21H159V18H158ZM70 22V23H69ZM92 22V21H91ZM90 22V23H91ZM125 22V21H124ZM123 22V23H124ZM142 22V21H141ZM81 23H82V21H81ZM89 23V24H90ZM122 23V22H121ZM144 23V22H143ZM158 23V22H157ZM88 24V23H87ZM88 24V25H89ZM94 24V23H93ZM120 24V23H119ZM48 25V24H47ZM126 25V24H125ZM134 25V24H133ZM216 25V27L218 26L219 27V30L220 31H218V32H220L218 35H216V37L215 38H211V37H209V35L212 33H210V31H209V29L210 28H213L214 26ZM127 26H130V25H127ZM145 26H146V23H145ZM51 27H49V28H51ZM91 27H93V26H91ZM94 27H95V25H94ZM115 27V26H114ZM113 27V28H114ZM139 27V26H138ZM172 27V32H169L168 31V29H170ZM247 27H246V29H247ZM48 28V29H49ZM69 28V27H68ZM71 28V27H70ZM75 28V29H76ZM82 28V29H81ZM80 28V30L82 31V32H85L86 31V29H84V27L82 26ZM90 28V27H89ZM144 28V27H143ZM147 28V27H146ZM94 29H96V28H94ZM117 29V28H116ZM130 29H131V27H130ZM174 29V30H173ZM43 30H44V28H43ZM46 30V29H45ZM63 29H61V31H62ZM68 30V29H67ZM79 30V31H80ZM101 30V29H100ZM143 30V29H142ZM203 30H205L206 32L205 33H203L202 31ZM217 30V29H216ZM63 31H65V30H63ZM63 31H62V34H63ZM75 31H78V30H75ZM74 31V32H75ZM104 31V30H103ZM147 31V30H146ZM1 32V31H0ZM35 32V31H34ZM43 32H45V31H43ZM51 32V31H50ZM71 32V31H70ZM88 31H86V33H87ZM214 32V31H213ZM241 32V33H240ZM47 33H48V31H47ZM89 33V32H88ZM87 33V34H88ZM91 33H93V32H91ZM103 33V35H104V32H102ZM82 34V33H81ZM87 34H85L84 36H85V38H86V35ZM96 34H98L97 32H96ZM202 34H204V37H206V39L205 40H203L202 42H203V44L202 43H200L199 42V40H197L199 37L201 38V36H202ZM32 35V34H31ZM38 35V34H37ZM50 35V34H49ZM65 35V34H64ZM75 35V34H74ZM79 35H80V33H79ZM78 35V36H79ZM114 35V34H113ZM198 35H200V36H198ZM214 35V33L212 34V37H214L213 36ZM237 35V34H236ZM235 35V36H236ZM41 36V35H40ZM70 36V35H69ZM69 36H67V35H65V36H63L62 37V35H59V33L57 32V34H53V36H52V38H53V40L54 41H56V43L57 42H59L60 43V41H72V40H70V37ZM81 36V35H80ZM43 37V36H42ZM203 37V36H202ZM237 37V36H236ZM51 38V37H50ZM85 38H84V40H85ZM104 38V37H103ZM107 38V37H106ZM238 38V37H237ZM77 39V38H76ZM78 39H80L79 37H78ZM202 39V38H201ZM236 39V38H235ZM12 40V39H11ZM81 40H82V38H81ZM133 40V39H132ZM238 40V39H237ZM250 39H248V41H249ZM44 41V40H43ZM87 41H88V39H87ZM244 41V40H243ZM76 42H77V40H76ZM82 42V41H81ZM40 43H41V41H40ZM39 43V44H40ZM44 43V42H43ZM46 43V42H45ZM69 43V42H68ZM72 43V42H71ZM85 43H88V42H86V40H85ZM94 43V42H93ZM263 43V42H262ZM261 43V44H262ZM54 44V43H53ZM82 44V43H81ZM90 44V43H89ZM121 44L123 45L122 46V58H124V59H126V60H128L127 58H128V56L130 55V53H131V48H130V45L127 43V42H125V41H122L121 42ZM56 45V44H55ZM63 45V44H62ZM69 45V44H68ZM76 45V44H75ZM88 45V44H87ZM48 46V45H47ZM58 46V45H57ZM70 46V45H69ZM93 46H95V44L93 45ZM92 46V47H93ZM138 46H140V45H138ZM156 46V45H155ZM256 46V45H255ZM51 47V46H50ZM60 47V46H59ZM71 47V46H70ZM84 47H86L87 48V46H86V44L84 45ZM103 47H102V50L104 51V49H103ZM109 47V46H108ZM81 48V47H80ZM97 48V47H96ZM143 47H141L140 49H142ZM150 51H155V48L156 47H153V46H149V47H147ZM146 48V49H147ZM240 48V47H239ZM264 48V47H263ZM61 49V48H60ZM77 49V48H76ZM90 49V48H89ZM110 49V48H109ZM63 50V49H62ZM47 51V50H46ZM52 51V50H51ZM54 51V50H53ZM53 51H52V53H53ZM79 51V50H78ZM84 50L83 49H81L79 52L81 53V54H83L84 52H83ZM86 51V50H85ZM92 51H94V50H92ZM96 51V50H95ZM94 51V52H95ZM103 51H101V52H103ZM146 50H144V52H145ZM60 52H61V50H60ZM73 52V51H72ZM75 52V51H74ZM73 52V53H74ZM78 52V53H79ZM97 52V51H96ZM96 52L94 53V55L96 54ZM98 52H100V51H98ZM252 52V51H251ZM55 53V52H54ZM63 53H64V50H63ZM68 53V52H67ZM72 53V54H73ZM79 53V54H80ZM104 53V52H103ZM103 53L101 54V56L103 55ZM110 53V52H109ZM108 53V54H109ZM156 53V52H155ZM213 53V52H212ZM240 53V52H239ZM50 54V53H49ZM70 54V53H69ZM80 54V55H81ZM92 54V53H91ZM159 54H161L160 52H159ZM162 54H163V52H162ZM162 54H161V56H162ZM263 54V53H262ZM261 54V55H262ZM78 55V54H77ZM86 55V54H85ZM93 55V56H94ZM106 55V54H105ZM134 55V54H133ZM264 55V54H263ZM263 55L261 56V58L263 57ZM40 56H41V54H40ZM69 56V55H68ZM73 56V55H72ZM100 56V55H99ZM98 56V58H100ZM150 56V55H149ZM38 57V56H37ZM37 57H36V60H37ZM66 57V56H65ZM75 57V56H74ZM81 57V56H80ZM88 57V56H87ZM92 57V56H91ZM103 57V56H102ZM117 57V56H116ZM158 57H159V55H158ZM218 57V56H217ZM216 57V58H217ZM41 58V57H40ZM44 58V57H43ZM52 58V57H51ZM94 58V57H93ZM95 58H96V55H95ZM152 58V57H151ZM161 58V57H160ZM164 58V59H165ZM221 58V57H220ZM264 58V57H263ZM69 59H70V57H69ZM68 59V60H69ZM77 59H80V58H77ZM109 59V58H108ZM129 59H130V57H129ZM144 59V58H143ZM142 59V60H143ZM147 59V58H146ZM153 59V58H152ZM214 59V58H213ZM222 59V58H221ZM244 59V58H243ZM64 60V59H63ZM71 60V59H70ZM86 60V59H85ZM102 60V59H101ZM100 60V61H101ZM58 61V60H57ZM73 61V60H72ZM95 61V59H93V62ZM158 61H160V63H161V59L160 60H158ZM210 61H212V63L210 62ZM229 61H231V60H229ZM228 61V62H229ZM238 61H239V58H238ZM44 62V61H43ZM47 62L48 61H45L44 62V65H47ZM50 62H52V61H50ZM92 62V61H91ZM101 62H103V61H101ZM126 62V63H125ZM155 62H156V59H155ZM167 62V61H166ZM37 63V62H36ZM38 63H40L39 61H38ZM57 63V62H56ZM71 63V62H70ZM142 63H143V61H142ZM239 63V62H238ZM264 63V62H263ZM50 65H49V67L51 66V64L52 63H49ZM58 64V63H57ZM68 64V63H67ZM77 64V63H76ZM81 64V63H80ZM228 64H230V63H228ZM232 64V63H231ZM241 64V63H240ZM59 65V64H58ZM64 65V64H63ZM98 65V64H97ZM104 65V64H103ZM238 65V64H237ZM261 65V64H260ZM38 66V65H37ZM55 66V65H54ZM65 66V65H64ZM130 66L131 65H129V63L127 62V61H124L122 64H121V67H120V73H121V75L122 76H127V74H128V76L130 77V72H131V68H130ZM48 67V68H49ZM91 67V66H90ZM103 67V66H102ZM154 67V68H155ZM29 68V67H28ZM37 68V67H36ZM57 68V67H56ZM133 68V67H132ZM183 68V67H182ZM185 68V70H187ZM25 69V68H24ZM66 69V68H65ZM94 69H95V67H94ZM102 69V68H101ZM158 69V68H157ZM215 70L216 72V74L217 75H212V74H210L211 73V71L210 70ZM223 69H225V68H223ZM51 70V69H50ZM56 70V69H55ZM78 70V69H77ZM81 70H83V68L81 69ZM85 70V69H84ZM147 70V71H148ZM192 70V69H191ZM213 70V71H214ZM226 70V69H225ZM234 70V69H233ZM39 71H40V69H39ZM58 71V70H57ZM75 71V70H74ZM101 71V70H100ZM245 71V70H244ZM34 72V71H33ZM44 72H45V70H44ZM91 72H93V71H91ZM102 72V71H101ZM189 72V71H188ZM210 72V73H209ZM51 73V72H50ZM97 73V72H96ZM154 73H155V70H154ZM223 73V74H222ZM235 73V72H234ZM233 73V74H234ZM261 73V72H260ZM29 74V73H28ZM37 74V73H36ZM56 74V73H55ZM88 74V73H87ZM95 74V73H94ZM101 74V73H100ZM100 74H99V76H100ZM108 74V73H107ZM106 74V75H107ZM262 74V73H261ZM39 75H41V74H39ZM64 75H66V73L64 74ZM81 75H82V73H81ZM84 75V74H83ZM90 75H91V73H90ZM42 76V75H41ZM46 76V75H45ZM108 77H110V74L109 75H107ZM111 76H112V74H111ZM65 77V79L62 81V87L60 88V89H58L57 90V92H55L54 93V96H55V99L57 100V103H63V102H65V101H67V100H69V99H71V101H72V103L74 104V108L75 109H78V108H80L81 106H82V102H81V100H80V98H78L77 97V95L76 94H78L77 93V90L75 89V87H74V83L71 81V79H69L68 77H66V76H64ZM82 77V76H81ZM101 77H102V74H101ZM106 77V76H105ZM182 77V76H181ZM181 77L179 78V80L181 79ZM34 78V77H33ZM37 78H39V77H37ZM43 78V77H42ZM51 78V77H50ZM54 78V77H53ZM95 78H99V77H96L95 76ZM111 78V77H110ZM232 78V77H231ZM41 79V78H40ZM40 79H39V82H40ZM82 79V78H81ZM96 79V81L99 83V79L97 80ZM46 80H47V78H46ZM52 80V79H51ZM100 80H101V78H100ZM104 80V79H103ZM111 80V79H110ZM231 80V79H230ZM45 81V80H44ZM44 81H42V83H44ZM91 81V80H90ZM102 81V80H101ZM108 81V80H107ZM106 81V82H107ZM39 82H38V84H39ZM96 82V83H97ZM169 82H171V81H169ZM236 82H238V81H236ZM59 83V82H58ZM81 83V82H80ZM95 83V82H94ZM97 83V84H98ZM221 83V82H220ZM240 83V82H239ZM242 83V82H241ZM27 84H28V82H27ZM48 84H51L50 82L48 83ZM55 84V83H54ZM109 84V83H108ZM174 84V83H173ZM185 84H186V82H185ZM222 84V85H223ZM238 84V83H237ZM40 85H41V83H40ZM45 85V84H44ZM80 85V84H79ZM107 85V84H106ZM54 86V85H53ZM99 86V85H98ZM191 85H189V87L187 88V89H189V88H191L190 87ZM33 87H35V85L33 86ZM42 87H43V85H42ZM50 87V89H51V86H49ZM102 88H104V85H102L101 86ZM106 88H104V89H107V87H108V85L107 86H105ZM228 87V86H227ZM239 87V86H238ZM21 88V87H20ZM25 88V87H24ZM88 88H89V86H88ZM87 88V89H88ZM235 88H237V87H235ZM234 88V89H235ZM49 89V88H48ZM47 89V90H48ZM49 89V90H50ZM96 89V91L94 92V94H96L95 96H99V94H100V92H101V90H100V87H99V89H97V88H95ZM173 89H176L175 87H173ZM34 90V89H33ZM36 90V89H35ZM38 90V89H37ZM37 90H36V93H37ZM40 90V89H39ZM46 90V91H47ZM92 90V89H91ZM177 90V89H176ZM236 90H238V89H236ZM235 90V91H236ZM240 90V89H239ZM242 90V89H241ZM21 91H23V90H21ZM42 90H40V92H41ZM93 91V90H92ZM105 91V90H104ZM103 91V92H104ZM138 91H139V94L141 95V96H143V97H146L147 96V93L148 92H146L144 89H142L141 88V90L140 89H138ZM172 91V90H171ZM182 91V90H181ZM185 91V90H184ZM195 91H196V89H195ZM26 92V91H25ZM35 92V91H34ZM107 92V91H106ZM45 93V92H44ZM48 93L49 92H47V94L46 95H48ZM88 93H90L89 91L87 92V94ZM186 93V92H185ZM106 94V93H105ZM0 95H2V94H0ZM5 95V94H4ZM20 95V94H19ZM22 95V94H21ZM37 95V94H36ZM49 95L50 96H52V92H50L49 93ZM49 95H48V97H49ZM237 95V94H236ZM14 96V95H13ZM176 96H178V95H176ZM10 97H11V95H10ZM38 97H40V96H38ZM179 97H182V96H179ZM2 98V97H1ZM16 98V97H15ZM20 98V97H19ZM69 98V99H68ZM96 98V97H95ZM103 98H105V95H104V97ZM235 98V97H234ZM233 98V99H234ZM5 99H6V97H5ZM11 99V98H10ZM13 99V98H12ZM18 99V98H17ZM16 99V100H17ZM28 99H29V97H28ZM37 98H35V100H36ZM48 99V98H47ZM97 99V98H96ZM1 100V99H0ZM3 100H4V98H3ZM20 100V99H19ZM41 100V99H40ZM44 100V99H43ZM91 100V99H90ZM93 100V99H92ZM96 101H98V100H96ZM6 102V101H5ZM8 102V101H7ZM10 102H11V100H10ZM13 102V101H12ZM28 102H30V101H28ZM47 102H48V100H47ZM176 102H177V104H176ZM44 103V102H43ZM52 103V102H51ZM187 103V102H186ZM15 104V103H14ZM180 104V103H179ZM182 104V103H181ZM1 105V104H0ZM10 105H12V104H10ZM34 105V104H33ZM40 105V104H39ZM214 105V104H213ZM261 105V104H260ZM2 106V105H1ZM5 106V105H4ZM43 106V105H42ZM41 106V107H42ZM168 106H171L170 108L168 107ZM176 106V107H175ZM26 107V106H25ZM96 107V106H95ZM216 108H213V109H215V110H218L221 106H218V105H216L215 106ZM7 108V107H6ZM18 108V107H17ZM24 107H22L21 109H23ZM29 108V107H28ZM27 107L25 108V111L24 112H28L30 109H28ZM31 108V107H30ZM43 108V107H42ZM52 108V107H51ZM128 108H130V109H132L133 111H135L133 114L134 115H132L131 117H130V120H132L133 122H135L136 120H138V119H141L142 121H143V125H145V126H147V124H148V117H146L145 115V117L143 116V114H141L140 113V115L138 114V112H137V108H136V106H128ZM222 108H220L219 110H220V114L221 113H223V112H221V110H222ZM223 108V109H224ZM13 109V108H12ZM15 109V108H14ZM49 109V108H48ZM174 109V110H175ZM2 110V109H1ZM41 110V109H40ZM43 110V109H42ZM139 110V109H138ZM174 110H172V112H171V116H173L174 118H176L177 117V115H176V112L174 111ZM218 110V111H219ZM6 111H7V109H6ZM31 111V110H30ZM140 111V110H139ZM4 112H5V110H4ZM3 112V113H4ZM32 112V111H31ZM35 112V111H34ZM47 112V111H46ZM175 112V113H174ZM29 113V112H28ZM40 113H41V111H40ZM61 113H63V112H61ZM110 114L112 113V112H109ZM174 113V114H173ZM1 114V113H0ZM43 114V113H42ZM118 114V113H117ZM12 115V114H11ZM18 115V114H17ZM20 115H25V113L23 114H19L18 116H20ZM27 115V114H26ZM35 115V114H34ZM46 115H47V113H46ZM46 115H44L46 118L44 119V120H42L43 121V123H44V125H47V126H52L53 124H52V122L50 121V118H49V116H46ZM52 115H53V113H52ZM51 115V116H52ZM109 115V114H108ZM211 115H212V113H211ZM216 115V114H215ZM33 116V115H32ZM40 116V115H39ZM141 116V117H140ZM220 116V115H219ZM219 116H217V117H215L214 119H215V122H216V124L218 125H221L220 124V122L222 123V125L223 126H225V128L226 129H228L229 130V132L231 133L232 132V127L235 129V130H237V129H244V127H253L252 129H251V132H252V134H254L255 135V137H263V135H264V123H257V124H248V122H249V120L248 119H246V117L244 118V121L243 122H245L244 124H243V126H240V125H235V126H232V121L231 120H229L228 118H226V119H222V117H220L219 118ZM0 117H1V115H0ZM17 117V116H16ZM112 118H110V123L113 125V123H118L119 121H120V119H119V117L118 116H116L115 115V113H113L112 114V116H111ZM212 117V116H211ZM22 118H25V116L23 117L22 116ZM29 118H30V116H29ZM40 118V117H39ZM98 118V117H97ZM180 118V117H179ZM11 119V118H10ZM14 119V118H13ZM20 119V118H19ZM27 119V118H26ZM38 119V118H37ZM62 119H64V118H62ZM85 119H86V117H85ZM89 119V118H88ZM177 119V118H176ZM3 120V119H2ZM2 120H0V122L2 121ZM17 120V119H16ZM31 120V119H30ZM36 120V119H35ZM35 120H34V122L33 123H35ZM39 120V119H38ZM171 120V119H170ZM179 120V119H178ZM224 120V121H223ZM28 121V120H27ZM206 121H208V120H206ZM3 122V121H2ZM6 122V121H5ZM67 122H68V119H67V121L66 122H64L65 123V125H63V126H61V124H59V125H56V124H54L53 125V127H55V128H58V129H60V127H64V126H66L67 125ZM176 122H178V121H176ZM21 123H23V122H21ZM172 123V122H171ZM175 123V122H174ZM181 123V122H180ZM86 124H87V122H86ZM173 124V123H172ZM179 124V123H178ZM198 124H200V126H201V128H200V132H197L196 130H194V128H197V127H199V125ZM202 124V125H201ZM7 125V124H6ZM8 125H9V123H8ZM16 125V124H15ZM19 125H20V123H19ZM23 125V124H22ZM173 125H175V124H173ZM181 125V124H180ZM198 125V126H197ZM215 125V124H214ZM218 125V126H219ZM4 125H2V128H4L3 127ZM27 126V125H26ZM34 126V125H33ZM70 126H72V125H70ZM167 126V125H166ZM0 127H1V125H0ZM31 127V126H30ZM86 127H87V125H86ZM169 127H171V126H168V128ZM220 127V126H219ZM7 128V127H6ZM32 128V127H31ZM167 128V127H166ZM180 128V129H179ZM216 127L214 126V129H215ZM9 129V128H8ZM24 129V128H23ZM27 129V128H26ZM33 129V128H32ZM0 130H1V128H0ZM3 130V129H2ZM17 130V129H16ZM34 130V129H33ZM39 131H40V129H39ZM42 131V130H41ZM50 131V130H49ZM89 131V130H88ZM121 131V130H120ZM156 131V130H155ZM194 131H195V133H194ZM215 131H216V129L214 130V133H215ZM217 131H219L218 129H217ZM216 131V132H217ZM0 132H2V131H0ZM8 132V131H7ZM27 133H25V135H23L22 134V139H21V143L24 145V146H29V144L30 143H33L35 140H34V136H33V134H32V132H28V131H26ZM4 133V132H3ZM3 133H0V135L2 134L3 135ZM5 133H6V131H5ZM15 133H16V131H15ZM18 133H19V131H18ZM18 133H16V134H18ZM171 133V132H170ZM244 134H246V135H249L248 134V131H244L243 132ZM7 134V133H6ZM10 134V133H9ZM19 134H21V133H19ZM18 134V135H19ZM40 134V133H39ZM200 135V136H198V135ZM209 134H210V132H209ZM5 135V134H4ZM204 135H206V134H204ZM13 136V135H12ZM15 136H17V135H15ZM21 136V135H20ZM57 136V135H56ZM215 136H216V134H215ZM6 138H7V142H8V137H7V135L5 136ZM10 137V136H9ZM19 137V136H18ZM40 137H42V136H40ZM40 137H39V139H40ZM16 138V137H15ZM14 138V139H15ZM90 138V137H89ZM142 138H143V136H142ZM141 138V139H142ZM2 140H3V137L1 138ZM20 139V138H19ZM39 139H38V142H40L39 141ZM88 139V138H87ZM213 140H215V141H213ZM187 141V140H186ZM74 142L75 143H77V144H79V145H82L83 143H85L86 141H84L83 139L82 140H74ZM179 142V143H180ZM4 144H5V142H3ZM17 143V142H16ZM43 143V142H42ZM186 143H185V145H186ZM3 144V145H4ZM11 144V143H10ZM14 144V143H13ZM19 144V143H18ZM144 144V143H143ZM178 144V143H177ZM21 145V144H20ZM87 145V144H86ZM141 145V144H140ZM203 145V146H202ZM5 147H6V145H4ZM7 146H8V144H7ZM17 146V145H16ZM22 146V145H21ZM72 146V145H71ZM74 146V145H73ZM201 146V147H200ZM3 147V146H2ZM1 147V148H2ZM13 147V146H12ZM18 147V146H17ZM31 147V146H30ZM39 147H40V145H39ZM39 147H38V149H39ZM132 147V146H131ZM176 147H178V146H176ZM11 148V147H10ZM14 148V147H13ZM13 148H11L10 150L11 151H15ZM16 148V147H15ZM19 148V147H18ZM21 148V147H20ZM34 148H36V147H34ZM183 148V147H182ZM24 149V148H23ZM26 149V148H25ZM29 149V148H28ZM38 149H36V150H38ZM42 149V148H41ZM102 149V148H101ZM1 150V149H0ZM4 150V149H3ZM6 150V149H5ZM4 150V151H5ZM8 150V149H7ZM46 150V149H45ZM176 150H178L177 148H176ZM32 151V150H31ZM43 151V150H42ZM61 151H62V153H63V155L65 156V154H66V152L63 150V149H61ZM107 151V150H106ZM15 152H17V150L15 151ZM15 152H14V154H15ZM21 152V151H20ZM40 152V151H39ZM38 152V153H39ZM145 152V151H144ZM2 153V152H1ZM4 153V152H3ZM11 153V152H10ZM22 153V152H21ZM26 152H24V154H25ZM30 153V152H29ZM33 153V152H32ZM37 153V152H36ZM12 154V153H11ZM49 154V153H48ZM68 154V153H67ZM83 154V153H82ZM150 154V153H149ZM162 154V153H161ZM160 154V155H161ZM176 154H177V152H176ZM179 154V153H178ZM4 155V157H9V160H8V162H6L7 163V166L8 167H6V168H8V173L10 174V172H15V173H18V174H21V173H23V172H20L21 171V169H22V167H24L23 165L21 166V168H19V164L17 165V163L18 162H15L14 160H16V159H14V160H12V158L10 157V156H8V152H6L5 154H3ZM10 155V154H9ZM19 155V154H18ZM22 155H23V153H22ZM35 155V154H34ZM40 156V154H37V157H38V159H39V156ZM75 155H76V153H74V152H70V157H69V159H73V157H74V159H76V157H75ZM12 156H14V155H12ZM36 156V155H35ZM42 156V155H41ZM141 156V155H140ZM1 157V156H0ZM20 157V156H19ZM18 157V158H19ZM22 157V156H21ZM24 157H25V155H24ZM32 158V155H27V159L28 158ZM188 156H186V157H184V158H187ZM194 157V156H193ZM3 158V157H2ZM14 158H16V157H14ZM29 158V159H30ZM119 158V157H118ZM126 158H128V157H126ZM170 158V157H169ZM20 159V158H19ZM19 159H18V161H19ZM22 159V158H21ZM20 159V160H21ZM25 159V158H24ZM109 159V158H108ZM116 159V158H115ZM166 159V158H165ZM172 159H173V157H172ZM2 159L0 158V161H1ZM3 160H4V158H3ZM23 160V159H22ZM34 160V159H33ZM44 160V159H43ZM107 160V159H106ZM125 160V159H124ZM5 161H7V160H5ZM26 161V160H25ZM35 161V160H34ZM41 161V160H40ZM53 161V160H52ZM118 161V160H117ZM120 161V160H119ZM4 162V161H3ZM21 162V161H20ZM28 162V161H27ZM30 162V161H29ZM39 162V161H38ZM61 162V161H60ZM134 162V161H133ZM5 163V162H4ZM33 164H34V162H32ZM124 163V162H123ZM126 163H127V161H126ZM125 163V164H126ZM248 163V162H247ZM3 164V163H2ZM1 164V165H2ZM22 164H24V161H23V163ZM27 164V163H26ZM25 164V165H26ZM33 164L31 165V164H29V165H27V172H26V174H25V177L26 176H32V175H34L35 174V170H34V168H31V166H33ZM102 164V163H101ZM196 164V165H197ZM6 165V164H5ZM110 165V164H109ZM119 165V164H118ZM117 165V166H118ZM124 165V164H123ZM195 165V166H196ZM3 166V165H2ZM28 166L30 167V168H28ZM37 166V165H36ZM105 166V165H104ZM140 166H142V165H140ZM26 167V166H25ZM129 167V166H128ZM159 167V166H158ZM182 167V166H181ZM184 167V166H183ZM182 167V168H183ZM2 168V167H1ZM3 168L5 169V167L3 166ZM36 168V167H35ZM116 168V167H115ZM118 168V167H117ZM38 169V168H37ZM83 169V168H82ZM109 169V168H108ZM143 169V168H142ZM240 170V169H242L243 171H245V172H233V170ZM2 170V169H1ZM23 170V169H22ZM25 170V169H24ZM50 170V169H49ZM64 170V169H63ZM139 170V169H138ZM238 170V171H239ZM105 171V170H104ZM142 171V170H141ZM145 171V170H144ZM144 171L142 172V173H144ZM254 171H257V172H254ZM3 172H5V170L3 171ZM111 171H109V173H110ZM150 172H151V170H150ZM14 173V174H15ZM49 173V172H48ZM122 173V172H121ZM157 173V172H156ZM3 174V173H2ZM1 174V175H2ZM17 174V175H18ZM102 174V173H101ZM118 174V173H117ZM120 174V173H119ZM127 174H129V172H127ZM140 174H141V172H140ZM182 174V173H181ZM251 174V175H252ZM12 175V174H11ZM36 175V174H35ZM43 175V174H42ZM107 175H108V173H107ZM125 175V174H124ZM132 175V174H131ZM143 175V174H142ZM170 175V174H169ZM168 175V176H169ZM3 176V175H2ZM4 176H6V175H4ZM23 176H24V174H23ZM40 176V175H39ZM73 176H75V175H73ZM110 176V175H109ZM148 176H149V174H148ZM167 176V177H168ZM184 176V175H183ZM17 177V176H16ZM15 177V179H17ZM22 177V176H21ZM96 177V176H95ZM105 178L107 177V176H104ZM116 177V176H115ZM170 177V176H169ZM19 178H20V175H19ZM23 178V177H22ZM39 178V177H38ZM49 178V177H48ZM63 178V177H62ZM113 178V177H112ZM134 178V177H133ZM141 178V177H140ZM143 178V177H142ZM184 178V177H183ZM31 179V178H30ZM30 179H28V181L30 180ZM37 179V178H36ZM54 179V178H53ZM22 180V179H21ZM24 180V179H23ZM34 180V182H36L35 181V179H33ZM32 180V181H33ZM59 180V179H58ZM135 180V179H134ZM153 180V179H152ZM189 180V179H188ZM11 181V180H10ZM17 181V180H16ZM31 181V182H32ZM42 181V180H41ZM91 181H93L92 183H95L96 181L94 180V179H92ZM110 181V180H109ZM130 181L132 182V179H131V177H130ZM40 182V181H39ZM42 182H44L45 184H46V187L45 188H42L41 186L39 187V188H36V187H34V191H36V195H37V192L39 193V194H43L47 199H49L50 198V194L49 193H51V191H50V189L48 188V185H50L49 183H51V182H53V181H50V180H46V181H42ZM80 182V181H79ZM82 182V181H81ZM127 182V181H126ZM139 182V181H138ZM142 182V181H141ZM150 182V181H149ZM185 182V181H184ZM8 183V182H7ZM19 183V182H18ZM22 183H25V180L22 182ZM26 183H29V182H27L26 181ZM41 183V182H40ZM39 183V184H40ZM43 183V184H44ZM61 183V182H60ZM103 183H104V179H103ZM106 183H107V181H106ZM117 183V182H116ZM135 183H137V182H135ZM140 183V182H139ZM138 183V184H139ZM157 183V182H156ZM195 183V182H194ZM10 184H11V182H10ZM17 184V183H16ZM31 184V183H30ZM33 184V183H32ZM31 184V185H32ZM36 184V183H35ZM55 184V183H54ZM119 184V183H118ZM148 184H150V183H148ZM161 184V183H160ZM163 184V183H162ZM167 184V183H166ZM13 185H14V182H13ZM18 186L20 185V183L19 184H17ZM29 185V184H28ZM27 184H26V186H28ZM29 186V187H33V186ZM40 185H42V184H40ZM57 185V184H56ZM99 185V184H98ZM106 185V184H105ZM147 185V184H146ZM153 185V184H152ZM260 185V184H259ZM263 185H264V183H263ZM7 186H8V184H7ZM10 186V185H9ZM16 186V185H15ZM18 186H16V188H18ZM22 186V185H21ZM25 186V185H24ZM26 186L24 187V188H26ZM36 186V185H35ZM43 186H45V185H43ZM55 186V185H54ZM62 186H63V184H62ZM96 186V185H95ZM127 186V185H126ZM139 186V185H138ZM150 186V185H149ZM167 186V185H166ZM5 188H6V186H4ZM58 187V186H57ZM92 187V186H91ZM105 187V186H104ZM119 187H121V186H119ZM143 187V186H142ZM164 186H162V188H163ZM242 187H243V192H242V194H239V195H237V198H238V200H242V202H244L245 201V206H246V209L248 208L249 210H251L250 211V213L249 214H251V215H253V210L255 209V207H254V204H257L256 203V201H262L263 199H264V197L263 198H260L261 196H259V195H257V194H250L249 193V187L247 188V185L246 184H244V185H242ZM9 188V187H8ZM67 188V187H66ZM86 188V187H85ZM108 188V187H107ZM125 188V187H124ZM130 188V187H129ZM159 188V187H158ZM251 188H253V187H250V189ZM20 189V188H19ZM28 189V188H27ZM101 189V188H100ZM148 189V188H147ZM3 190V191H2ZM1 191L2 192H4V195H5V191H4V189H2ZM8 190V189H7ZM10 190V189H9ZM12 190V189H11ZM21 190V189H20ZM29 190H30V188H29ZM77 190H78V188H77ZM77 190H75V188H70L69 189V192H70V196H73L75 193H76V191ZM92 190V189H91ZM117 190V189H116ZM124 190V189H123ZM144 190V189H143ZM142 190V191H143ZM168 190H171V189H168ZM14 191H16V192H18L17 191V189L16 190H14ZM13 190H12V192H14ZM33 191V192H34ZM110 191H112V190H110V189H105V192L106 193H108V192H110ZM118 191H119V188H118ZM136 191V190H135ZM149 191V190H148ZM155 191V190H154ZM162 191V190H161ZM1 192V193H2ZM11 192V193H12ZM27 192L28 191H24L23 193H26L27 194ZM31 192V191H30ZM32 192V193H33ZM83 192H84V190H83ZM104 192V191H103ZM116 192V191H115ZM115 192H114V194H115ZM120 192V191H119ZM138 192V191H137ZM159 192V191H158ZM11 193H8L7 195L9 196V194L11 195ZM23 193H22V195H23ZM60 193V192H59ZM78 193H79V191H78ZM77 193V194H78ZM98 193V192H97ZM152 193H153V191H152ZM151 193V194H152ZM156 193V192H155ZM166 193V192H165ZM3 194V193H2ZM13 194V193H12ZM29 194V193H28ZM93 194V193H92ZM134 194H135V192H134ZM159 194V193H158ZM14 196H15V194H13ZM13 195H11L12 197H13ZM30 195V194H29ZM35 195V194H34ZM35 195V196H36ZM163 197L161 198V202H160V204H154V205H150V204H146V203H148V202H151V201H153V199L151 198V195L150 194H148V193H145V192H141V191H139L138 193H136L135 194V196H132V197H130V198H127V199H124V196H123V198H119V199H117L116 201H114V203H112V204H110V205H106V204H101L100 202L97 204L98 205V207L99 206H101L102 208H103V210L105 211V212H107V216H104L103 218H98L99 219V221H100V223H103L102 225V227L100 228V226H99V228L98 229H93V228H87L88 229V233L90 234V233H95L96 231L98 232V234H99V236L98 237H100L99 238V240H100V242L101 243H105V242H108V244L110 245L111 243H109V241L111 242L112 240H110V239H114V240H118L119 238L117 237V232H115V231H112V230H108L107 229V227L109 226L110 227V225H107V223L109 222V224L112 222V218L110 219V217L112 216V214L113 213H115V215L117 214V212H124V214L126 215H128V214H130V213H136L137 215H139V216H143V215H145V214H147V213H154V216L151 218V220L152 221H150V222H148V227H149V229L150 228H152L153 226H154V224L155 223H157V221H159L160 219L162 220V221H166L167 223L165 224V227L163 228V226H162V228L163 229H159V230H157L158 231V235L159 236H164V237H172V239L175 237V236H177V238H179L178 237V235H177V233H175L174 232V228H175V226H176V224L177 223H179V221L180 222H182V223H184L188 218H190V215H185L184 216V213L183 214H181L180 212L178 213H176V208H177V206H176V201L178 202V200H177V198L179 197V192L178 191H173L171 194L169 193V194H165V195H163V193L161 194ZM212 195H213V198H212ZM0 196H1V194H0ZM6 196V195H5ZM33 195H31V197H32ZM55 196V195H54ZM110 196V195H109ZM154 196H156V195H154ZM192 195L191 194H188V202H186V203H189V205H190V202L191 203H196V202H198L199 200V198H198V194H196V196H194L193 195V197H191ZM26 197H27V195H26ZM38 197V196H37ZM74 197V196H73ZM79 197H80V195H79ZM84 197V196H83ZM116 197V196H115ZM122 197V196H121ZM126 197V196H125ZM2 198H3V196H2ZM7 198V197H6ZM21 198H23L22 196H21V194H20V192L17 194V196L16 197H13V199L12 200H9L8 201V205H10L9 203L10 202H12V204L13 203H17L16 205V209L18 208V210H19V205L20 204H18L19 202H21L22 201V199ZM29 198V197H28ZM39 198H40V196H39ZM142 198V199H141ZM10 199V198H9ZM26 199V198H25ZM30 199V198H29ZM40 199H44L43 198V196H42V198H40ZM94 199V198H93ZM102 199V198H101ZM143 200V202L145 203V204H139L138 203V200ZM6 200V199H5ZM4 200V201H5ZM21 200V201H20ZM27 200V199H26ZM41 200V201H42ZM45 200V199H44ZM68 200H69V198H68ZM70 200H71V198H70ZM78 200V199H77ZM76 200V201H77ZM89 200V199H88ZM198 200V201H197ZM3 201V200H2ZM25 201V200H24ZM29 201V200H28ZM46 201V200H45ZM51 201V200H50ZM82 201L85 203V200L84 199H82ZM99 201H101V200H99ZM112 201V200H111ZM146 201V202H145ZM159 201V200H158ZM26 202V201H25ZM33 202V201H32ZM32 202H30V205H32L31 203ZM38 202V201H37ZM72 202V201H71ZM89 202V201H88ZM106 202V201H105ZM142 202V201H141ZM167 202H170L169 204H171L172 206L170 207V209H165L163 206H162V204L163 203H167ZM5 203H7V202H5ZM42 203L44 204V201H42ZM185 203V204H186ZM1 204V203H0ZM46 204V203H45ZM67 204V203H66ZM70 204V203H69ZM79 204V203H78ZM81 204V203H80ZM3 205H5V204H3ZM7 205V204H6ZM7 205V206H8ZM14 205V204H13ZM12 205V206H13ZM94 205V204H93ZM96 205V206H97ZM249 205V206H248ZM11 205H10V209H11V207H12ZM15 206V205H14ZM22 206V208H23V204L21 205ZM27 206V205H26ZM33 206V205H32ZM32 206H30V210H28V211H30L29 213L30 214H33V212L34 211H31V207ZM35 207L33 208L34 210H35V208H36V205H34ZM72 206V205H71ZM82 206V205H81ZM80 206V207H81ZM90 206V205H89ZM6 207V206H5ZM49 207V206H48ZM76 207V206H75ZM92 207V206H91ZM166 207V206H165ZM178 207H180V206H178ZM183 207V206H182ZM25 208V207H24ZM37 208H39V207H37ZM42 208V207H41ZM45 207H43V209H44ZM58 208V207H57ZM74 208V207H73ZM72 208V209H73ZM82 209H83V211H86V210H88L87 209V206H84V207H81ZM88 208H90V207H88ZM186 208V207H185ZM15 209V208H14ZM15 209V210H16ZM27 209H29V208H27ZM69 209H71V207H69ZM94 209V208H93ZM12 210V209H11ZM10 210V213L13 211H11ZM22 209L20 208V211H21ZM41 210V209H40ZM40 210H39V212H40ZM45 210V209H44ZM74 210V209H73ZM76 210V209H75ZM90 210V209H89ZM179 210V209H178ZM177 210V211H178ZM6 211H8V210H6ZM17 211V210H16ZM27 211V212H28ZM82 211V210H81ZM14 213H15V211H13ZM44 212V211H43ZM49 212V211H48ZM93 212V211H92ZM96 212V211H95ZM188 212V211H187ZM5 213H7V212H5ZM10 213H8V214H10ZM14 213H12V214H14ZM26 213V212H25ZM45 213V212H44ZM71 213V212H70ZM7 214V215H8ZM20 214V213H19ZM19 214H17V216L19 215ZM27 214V213H26ZM29 214V215H30ZM75 214H76V212H75ZM87 214H89V211H88V213ZM86 214V215H87ZM94 214V213H93ZM135 214V215H136ZM191 214V213H190ZM11 215V214H10ZM10 215H8L9 216V219L8 220H11L12 218V215H11V217H10ZM23 215V214H22ZM28 215V216H29ZM64 215V214H63ZM79 215V214H78ZM84 215V214H83ZM90 215V214H89ZM88 215V216H89ZM114 215V216H115ZM131 215V214H130ZM136 215V216H137ZM6 216V215H5ZM31 216V215H30ZM36 216H37V214H36ZM72 216V215H71ZM101 216H102V212H101ZM129 216V215H128ZM152 216V215H151ZM150 216V217H151ZM4 217V216H3ZM13 217H14V215H13ZM16 217V216H15ZM14 217V218H15ZM19 217H21V216H19ZM19 217H17V219H15V220H18V218ZM23 217H25V216H23ZM38 217V216H37ZM41 217H43L42 215H41ZM77 217V216H76ZM80 217V216H79ZM79 217H78V219H79ZM97 217H99V215L97 216ZM127 217V216H126ZM6 218H8V217H6ZM13 218V219H14ZM25 218H28V217H25ZM30 218H32V217H29V219ZM34 218H36L35 217V214H34ZM48 218V217H47ZM86 219H87V217H85ZM119 218V217H118ZM133 218H134V216H133ZM139 218V217H138ZM240 218V217H239ZM33 219V218H32ZM57 219L59 220V221H61L60 219H59V217H57ZM71 219V218H70ZM73 219V218H72ZM85 219V220H86ZM91 219V218H90ZM90 219H89V221H90ZM114 219V218H113ZM121 219H123L122 217H121ZM126 219V218H125ZM141 219V218H140ZM145 219H147V218H145ZM23 220H24V218H23ZM47 220V219H46ZM94 219H92V221H93ZM105 220L107 221V223L105 222ZM129 220V219H128ZM178 220V222H176ZM256 220V219H255ZM3 221V220H2ZM14 221V220H13ZM22 221V220H21ZM20 221V222H21ZM31 221V220H30ZM73 221V220H72ZM71 221V222H72ZM114 221H115V219H114ZM18 222V221H17ZM22 222H24V221H22ZM28 222V221H27ZM66 222V221H65ZM78 222V221H77ZM120 222H122V221H120ZM142 221H140V220H137L136 221V223H141ZM160 222V221H159ZM3 222H1V224H2ZM10 223V222H9ZM15 223V222H14ZM41 223V222H40ZM39 223V224H40ZM44 223V222H43ZM48 223V222H47ZM73 223V222H72ZM87 223V222H86ZM112 223H114V222H112ZM118 223V222H117ZM130 223V222H129ZM134 223H135V221H134ZM186 223V222H185ZM11 224H13V223H11ZM16 225H17V223H15ZM15 224H13V225H15ZM19 224V223H18ZM28 224V223H27ZM24 225V226H28V225H30V224H28V225ZM33 224V223H32ZM35 224V223H34ZM39 224H38V227H40L39 226ZM54 224V223H53ZM52 224V225H53ZM68 224V223H67ZM115 224V223H114ZM113 224V225H114ZM124 224H125V222H124ZM144 224V223H143ZM4 225V224H3ZM88 225V224H87ZM87 225H85L84 224V222H81L77 227H78V231H80V230H83V228L84 227H86ZM135 225V224H134ZM138 225V224H137ZM161 225V224H160ZM163 225H164V223H163ZM179 225V224H178ZM178 225H177V227H178ZM184 225V224H183ZM244 225H245V227L247 228V229H249V230H251L250 232H253L255 235H257V236H254L253 238H256V237H258L257 238V241H256V243L255 242H252L251 244H246L245 243V239H246V237L244 238H240L239 240H237L236 241V244H238L240 247H241V249L242 250H244V251H252L253 249L254 250H256L255 252H257L258 253V256H264V241L262 240V233H264V228H263V226H262V224L260 225L259 223L257 224V222H252V223H244ZM243 225V226H244ZM2 226V225H1ZM18 226V225H17ZM23 226V225H22ZM46 226L47 225H45V228H46ZM49 226V225H48ZM47 226V227H48ZM59 226V225H58ZM63 226V225H62ZM92 226V225H91ZM97 226V225H96ZM95 226V227H96ZM117 226H119V224H117ZM127 226V225H126ZM144 226V225H143ZM181 226V225H180ZM14 226H12V228H13ZM33 227H36V226H33ZM77 227L75 228L76 230H77ZM94 227V226H93ZM154 227H156V226H154ZM176 227V228H177ZM24 228H26V227H24ZM28 228V227H27ZM30 228V227H29ZM32 228V227H31ZM50 228V227H49ZM54 228V227H53ZM62 228H64V227H62ZM69 228H70V226H69ZM106 230H105V229ZM115 228V227H114ZM120 228V227H119ZM121 228H123V226L121 227ZM182 228V227H181ZM7 229V228H6ZM5 229V230H6ZM14 229V228H13ZM13 229L11 230L12 231V233H14V231H13ZM19 229H21V226L19 227H17V230H16V232H19ZM23 229V228H22ZM43 229V227L41 228V230ZM58 229H59V227H58ZM118 229V228H117ZM135 229V228H134ZM138 229H139V227H138ZM153 229V228H152ZM15 230V229H14ZM25 230V229H24ZM24 230H22V231H24ZM32 230V229H31ZM31 230L30 231H28V229L26 230V234L28 233V232H30L31 233ZM34 230H36V228L34 229ZM45 230V229H44ZM96 230V231H95ZM114 230V229H113ZM142 230V229H141ZM147 230V229H146ZM177 230V229H176ZM175 230V231H176ZM191 230V229H190ZM7 231V230H6ZM5 231V232H6ZM37 231H38V229H37ZM43 231V230H42ZM58 231V230H57ZM77 231V232H78ZM122 231V230H121ZM126 231V230H125ZM129 231V230H128ZM135 231V230H134ZM145 231V230H144ZM5 232H4V234H5ZM10 232V231H9ZM33 232H35V231H33ZM46 232H47V230H46ZM62 232V231H61ZM115 232V233H114ZM131 232H133V231H131ZM130 232V233H131ZM136 232V231H135ZM134 232V233H135ZM148 232V231H147ZM154 232V231H153ZM1 233V232H0ZM2 233H3V231H2ZM24 233V232H23ZM30 233H28V234H30ZM52 233V232H51ZM79 233V232H78ZM81 233V232H80ZM125 234H126V232H124ZM129 233V234H130ZM140 233V232H139ZM188 233V231L187 230H185V227H183V229L181 230L180 229V231H179V236L180 235H185V234H187ZM32 234V233H31ZM40 234V233H39ZM43 234V233H42ZM57 234V233H56ZM120 234H122V233H120ZM145 234H146V232H145ZM253 234V235H254ZM3 234H1L0 235V241L2 242L3 241V243H7V245L9 244H11L12 242L11 241H13V242H17V237L15 238V240H14V238L12 239L11 238V235H10V237H7L6 236V234L4 235V236H2ZM13 235V234H12ZM17 235H18V238H19V234L17 233ZM21 235V234H20ZM24 235V234H23ZM36 235H38L37 234V232L35 233V237H36ZM59 235V234H58ZM66 235H67V233H66ZM73 235V236H72ZM148 235V234H147ZM146 235V236H147ZM150 235V234H149ZM41 236V235H40ZM43 236V235H42ZM41 236V237H42ZM49 236H50V234H49ZM70 236H72V239H71V241H69V240H67V241H69V242H67V244H68V247H67V249H65L66 251H68L69 252V249H71L72 250V252H71V254L68 256V259H67V264L68 263H70V262H72V261H75V264H85V263H82L83 261H84V259H85V256L86 255H89L90 254V252H89V254H87V250L89 251V249H90V247H87L86 245V247H84L83 245V247L84 248H82L80 245H81V243H80V245L78 244V237H77V234H76V232H74V234H73V232L71 233V235ZM69 236V237H70ZM78 236H80V234L78 235ZM94 236V235H93ZM92 236V237H93ZM129 236V235H128ZM132 236H134V234L132 233ZM140 236V235H139ZM192 236V235H191ZM21 237H24V236H22L21 235ZM27 237V236H26ZM31 237H32V235H31ZM38 237H39V235H38ZM54 237V236H53ZM62 237V236H61ZM69 237H68V239H69ZM143 237V236H142ZM142 237H140V241H142L143 239H142ZM28 238V237H27ZM44 238V237H43ZM42 238V239H43ZM89 238V237H88ZM94 238V237H93ZM122 238V237H121ZM127 238L128 237H126V241H127ZM136 238V237H135ZM135 238H133V240H135ZM138 238V237H137ZM144 238V237H143ZM150 238V237H149ZM148 238V239H149ZM181 239H182V237H180ZM20 239V238H19ZM30 239V238H29ZM28 239V240H29ZM35 239V238H34ZM47 239H48V237H47ZM53 239V238H52ZM58 239V238H57ZM131 239H132V237H131ZM151 239H152V237H151ZM158 238H156V240H157ZM162 239V238H161ZM160 239V240H161ZM171 239V240H172ZM23 240V239H22ZM26 240V239H25ZM25 240H23V242L25 241ZM33 240V239H32ZM31 240V241H32ZM43 240H45L46 241V239H43ZM90 240H91V238H90ZM98 240V239H97ZM133 240H131L132 242H133ZM156 240H153V242L154 241H156ZM166 240H167V238H166ZM174 240V239H173ZM176 240V239H175ZM180 240V239H179ZM183 240V239H182ZM186 240V239H185ZM19 241V240H18ZM37 241V240H36ZM40 241H42V240H40ZM50 240L48 239V242H49ZM52 241V240H51ZM93 241V240H92ZM136 241H137V239H136ZM151 241V240H150ZM162 241V240H161ZM11 242V243H10ZM33 242H34V240H33ZM48 242H46L47 244H50V243H48ZM54 242V241H53ZM52 242V243H53ZM56 242V241H55ZM65 242V241H64ZM84 242V241H83ZM86 242V241H85ZM84 242V243H85ZM96 242H98V241H96ZM115 242V241H114ZM120 242V241H119ZM135 242V241H134ZM138 242V241H137ZM136 242V243H137ZM186 242V241H185ZM19 243H20V241H19ZM40 243V242H39ZM44 243V242H43ZM91 243V242H90ZM167 243V242H166ZM165 243V244H166ZM180 243V242H179ZM179 243H175V244H173V246H172V248L173 249H175L176 250V252H177V249H182V248H179L181 245L179 244ZM192 243V242H191ZM14 244V243H13ZM17 244V243H16ZM27 244V243H26ZM106 244V243H105ZM129 244H131L130 242H129ZM133 244V243H132ZM131 244V245H132ZM139 244V243H138ZM137 244V246H138V248L140 249V247L141 246H139ZM150 244H151V242H150ZM157 244V243H156ZM161 244V243H160ZM165 244H162L163 246L162 247H164V245ZM18 245V244H17ZM17 245L15 246V245H12V246H15V247H17ZM22 245H24L23 243H22ZM39 245V244H38ZM97 245H99V242H98V244ZM109 245H107L106 244V248L108 249V246ZM131 245H130V247H131ZM144 245V244H143ZM147 245H149V244H147ZM153 245H155V244H153ZM186 245H188V244H186ZM237 245V246H238ZM11 246V245H10ZM11 246V247H12ZM21 246V245H20ZM26 246V245H25ZM42 246V245H41ZM46 246V245H45ZM55 247H57V245H54ZM53 246V244H52V247H54ZM90 246H92L91 244H90ZM120 250H125L124 252H125V254L127 255V257H126V259H127V263L129 264L130 262L131 263H133V264H145L146 263V261H150L148 264H150V263H152L153 262V259H155V257H156V254L158 255V253H156L155 254V252H153L154 254H155V256H154V258L152 259V249L150 250L151 251V254L149 253V254H145V250L144 249H142V251L144 250V255L142 254V255H139L138 256V254L136 255H134V254H132V253H130L129 252V249H128V247H127V245H125V241L123 242V240L120 242V243H117V245H116ZM136 246V247H137ZM156 246V245H155ZM168 246V245H167ZM170 246V245H169ZM171 246H170V248H171ZM220 247L221 249H223V250H225L226 252H228V254L226 255V256H221V255H218V254H214V253H211V251L213 252V249H214V247ZM9 247V246H8ZM27 248L26 249H28V248H30L31 246L30 245H28V246H26ZM44 247V246H43ZM135 247V246H134ZM159 247H161V246H159ZM193 247V246H192ZM234 247H235V245H234ZM4 248V247H3ZM6 248H7V246H6ZM14 248V247H13ZM20 248V247H19ZM31 248H36V246H32ZM40 248V249H39ZM38 248V250H43V249H41V247H39ZM50 248V247H49ZM65 248V247H64ZM96 249H97V246L95 247ZM112 248V247H111ZM194 248V247H193ZM5 249V248H4ZM9 249V248H8ZM21 249H22V247H21ZM61 249V251L63 252V250H62V248H60ZM93 249V248H92ZM134 248H132L131 250H133ZM156 249V248H155ZM155 249H154V251H155ZM163 249V248H162ZM162 249H160V250H162ZM192 249V248H191ZM7 250V249H6ZM14 250L16 251V249L14 248ZM17 250H18V248H17ZM37 250V251H38ZM45 250H47V249H45ZM53 250V249H52ZM115 250H116V248H115ZM165 250V249H164ZM24 251V250H23ZM28 251V253L31 251V252H33V249L32 250H27ZM36 251V252H37ZM50 251V250H49ZM65 251V253H67ZM108 251V250H107ZM112 251V250H111ZM140 250H138V253L139 254H141L140 252H139ZM166 251H167V249H166ZM170 251H171V249H170ZM169 251V252H170ZM172 251H174V250H172ZM11 252V251H10ZM25 252V251H24ZM35 252V253H36ZM48 252V251H47ZM46 252V253H47ZM137 252V251H136ZM149 252V251H148ZM168 252V251H167ZM175 252V253H176ZM12 253V252H11ZM15 253H17V251L15 252ZM27 253V254H28ZM43 253V252H42ZM41 253V254H42ZM92 253V252H91ZM94 253H96V252H94ZM109 253V252H108ZM110 253H113V252H110ZM109 253V254H110ZM119 253H121V252H119ZM162 254H163V251L161 252ZM44 254V253H43ZM55 254V253H54ZM68 254V253H67ZM102 254H104V253H102ZM191 254V253H190ZM11 254H9L7 251H3L2 249H0V262L1 261H3L5 264H7V262H9L12 258H11V256H10ZM14 255V254H13ZM19 255V254H18ZM31 255H33L32 253H31ZM37 255V254H36ZM58 255V254H57ZM63 255V254H62ZM66 255V254H65ZM163 255H165V254H163ZM175 255H179L178 253L177 254H175ZM17 256V255H16ZM20 256V255H19ZM22 256V255H21ZM30 256V255H29ZM40 256V255H39ZM38 256V257H39ZM99 256V255H98ZM122 256V255H121ZM174 256V255H173ZM180 256H181V254H180ZM196 256V255H195ZM31 257V256H30ZM33 257V256H32ZM31 257V258H32ZM53 257V256H52ZM91 257V256H90ZM115 257V256H114ZM119 257V256H118ZM118 257H117V259H118ZM158 257V256H157ZM160 257V256H159ZM163 257V256H162ZM16 258V257H15ZM53 258H55V257H53ZM57 258V257H56ZM94 258V257H93ZM161 258V257H160ZM173 258H176V257H173ZM172 258V259H173ZM180 258V257H179ZM185 258V257H184ZM189 258V257H188ZM195 258V257H194ZM197 258V257H196ZM18 259H20V258H18ZM26 258L24 257V260H25ZM30 259V258H29ZM28 258H27V260H26V262H25V264H37V262H38V264H39V262L40 261H38L37 259L38 258H36L35 259V256H34V258H33V260L32 259H30L29 260ZM42 259V258H41ZM40 259V260H41ZM44 259V258H43ZM117 259H114L113 257H112V254H110V255H107V256H105V257H100L97 261H94V262H92L91 260V262H89V263H91V264H108V263H110V264H125V262H123V263H121V262H119L118 263V261H117ZM125 259V260H126ZM165 259V261H166V257L164 258ZM177 259V258H176ZM186 259V258H185ZM198 259H199V257H198ZM24 260L23 261H21V262H24ZM36 260V261H35ZM48 260H50V259H48ZM55 260V259H54ZM54 260H52V261H54ZM60 260V259H59ZM62 260H63V257H62ZM65 260H66V258H65ZM88 260V259H87ZM119 260V259H118ZM123 260V259H122ZM121 260V261H122ZM178 260V259H177ZM176 260V261H177ZM191 260V259H190ZM189 260V261H190ZM12 261V260H11ZM17 261H19V260H17ZM16 261V262H17ZM19 261V262H20ZM45 261H47V260H45ZM51 261V260H50ZM160 261H161V259H160ZM164 261V262H165ZM184 261V260H183ZM206 261V260H205ZM14 262V261H13ZM20 262V263H21ZM49 262V261H48ZM47 262V263H48ZM61 262V261H60ZM173 262V261H172ZM178 262V261H177ZM18 263V262H17ZM88 262L86 263V264H89ZM126 263V264H127ZM159 263V262H158ZM157 263V264H158ZM163 263V262H162ZM167 263H168V261H167ZM182 263H184V262H182ZM2 264V263H1ZM9 264V263H8ZM42 264H46V262H42ZM53 264V263H52ZM56 264H57V262H56ZM147 264V263H146ZM153 264V263H152ZM156 264V263H155ZM161 264V263H160ZM166 264V263H165ZM175 264V263H174ZM192 264H195V262H193Z\"/></svg>",
  "mask_w": 264,
  "mask_h": 264
}]
</instances>
